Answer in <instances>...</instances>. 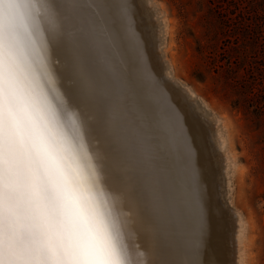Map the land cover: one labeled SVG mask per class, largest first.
Segmentation results:
<instances>
[{
  "label": "snow or ice",
  "instance_id": "6c2138e0",
  "mask_svg": "<svg viewBox=\"0 0 264 264\" xmlns=\"http://www.w3.org/2000/svg\"><path fill=\"white\" fill-rule=\"evenodd\" d=\"M133 23L129 0H0V264H203L194 139L144 55L121 65Z\"/></svg>",
  "mask_w": 264,
  "mask_h": 264
},
{
  "label": "rangeland",
  "instance_id": "374dc122",
  "mask_svg": "<svg viewBox=\"0 0 264 264\" xmlns=\"http://www.w3.org/2000/svg\"><path fill=\"white\" fill-rule=\"evenodd\" d=\"M129 2L134 23L119 49L125 70L142 53L165 79L179 122L188 127L190 112L204 131L215 217L205 242L217 264H264V0Z\"/></svg>",
  "mask_w": 264,
  "mask_h": 264
},
{
  "label": "bare ground",
  "instance_id": "6f19581e",
  "mask_svg": "<svg viewBox=\"0 0 264 264\" xmlns=\"http://www.w3.org/2000/svg\"><path fill=\"white\" fill-rule=\"evenodd\" d=\"M149 1V0H148ZM135 7V6H134ZM140 9V8H139ZM157 9V7H156ZM134 10V9H133ZM137 12V11H136ZM156 15V14H155ZM155 18V17H154ZM156 23V22H155ZM158 23V22H157ZM138 24V23H137ZM155 25V24H154ZM159 30V29H158ZM159 33V32H158ZM146 35V34H145ZM162 35V34H161ZM146 39V38H145ZM122 42V41H120ZM141 41H139L138 43H140ZM126 44V43H125ZM131 44V43H130ZM136 45V44H135ZM134 46V45H133ZM120 47H123V45L120 43ZM142 47V46H141ZM160 47V46H159ZM135 48V47H134ZM128 49V48H127ZM122 51V50H120ZM130 51V50H129ZM160 51V50H159ZM131 52V51H130ZM139 53V52H138ZM124 54V52H123ZM130 55V54H129ZM133 55V54H132ZM162 55V54H161ZM127 56V55H126ZM136 56V55H135ZM147 57V55H146ZM120 59V58H119ZM150 59V58H149ZM162 59V58H161ZM160 60V59H159ZM153 61V60H152ZM163 61V60H161ZM160 61V62H161ZM124 62V61H123ZM159 62V61H158ZM157 62V63H158ZM166 62V61H165ZM120 63L121 65L124 67V63H122V60H120ZM164 64V62H163ZM158 66V65H156ZM166 70V69H165ZM164 70V71H165ZM168 72V71H167ZM168 74V73H167ZM169 81V80H168ZM170 85V84H169ZM180 86V85H179ZM181 87V86H180ZM172 91V90H171ZM169 95V94H168ZM176 96V95H175ZM182 97V96H181ZM171 99V98H170ZM169 99V101H170ZM182 99V98H181ZM193 99V98H191ZM195 100V99H194ZM180 101V100H179ZM183 101V100H182ZM197 101V100H195ZM176 102H177V99H176ZM184 103V102H183ZM180 104V103H179ZM177 105V104H176ZM182 105V104H181ZM192 106V105H191ZM179 108V107H178ZM182 108H184L182 106ZM186 108H184L185 110ZM205 109V108H204ZM186 111V110H185ZM187 113V112H186ZM192 114V113H191ZM190 112L188 113V127H185L183 124H181L179 122V128L183 130V133L186 137H188L190 140L194 139V144H195V161H196V168H197V172H198V175H197V179L200 181L201 185L205 188V190L207 191V193H210L212 192V190L209 188L210 185H212L213 183V173H214V169L211 165V163L208 160V157H209V154H208V145L207 142L205 141V137H203V128L201 127V125H199L198 123H196L195 121V118L193 115H191ZM198 114V113H197ZM186 118V119H187ZM206 120V119H205ZM209 122V121H208ZM206 127V126H205ZM219 129V128H218ZM221 134V133H220ZM206 136V135H204ZM220 137V135H219ZM218 141V140H217ZM220 143V142H219ZM223 146V145H222ZM223 148V147H222ZM221 150V149H220ZM221 152V151H220ZM219 152V153H220ZM223 152V151H222ZM225 154V153H224ZM203 155V156H202ZM202 157H204V159H202ZM222 157V156H221ZM224 157V156H223ZM228 157V156H227ZM210 158V157H209ZM211 159V158H210ZM228 159V158H227ZM225 161V160H224ZM212 162V160H211ZM213 163V162H212ZM224 166V164L222 165ZM225 167V166H224ZM223 168V167H222ZM216 171V170H215ZM218 174V173H217ZM217 178V177H216ZM215 189V188H214ZM215 192V191H214ZM215 196V195H214ZM219 201V200H218ZM208 202V201H207ZM221 203V201H220ZM211 205V204H210ZM219 205V204H218ZM221 205V204H220ZM213 207V206H212ZM216 208V207H215ZM210 209V208H209ZM210 212V211H209ZM213 213V212H212ZM215 214V213H214ZM217 214V213H216ZM216 216V215H215ZM227 216V215H226ZM230 217V216H229ZM207 218H210L209 221L210 223H214L215 222V217L214 215H211V212H210V215L208 214V217ZM218 219V218H217ZM218 221V220H217ZM220 221V220H219ZM222 222V221H221ZM241 222V221H240ZM228 223V222H227ZM237 223V221H236ZM221 224V223H220ZM218 225V224H217ZM223 225V224H221ZM242 225V224H241ZM211 227H213L212 225H210ZM217 228V226H215ZM220 227V226H218ZM240 227V226H239ZM214 228V227H213ZM210 229L211 231L208 230V233L210 234V232L214 231V229ZM238 228V227H237ZM226 229V228H225ZM240 231V229H239ZM243 231V229H242ZM218 232V231H217ZM224 232V230H223ZM226 232V231H225ZM220 233V231H219ZM218 233V234H219ZM236 233V232H235ZM242 233V232H241ZM215 234V233H214ZM224 234V233H223ZM216 235V234H215ZM225 235V234H224ZM223 235V236H224ZM236 235V234H235ZM210 236V235H208ZM207 236V237H208ZM213 236V235H212ZM211 236V238H212ZM240 237H241V234H240ZM238 237V238H240ZM244 237V236H243ZM242 237V238H243ZM210 238V237H209ZM217 238V237H215ZM241 238V239H242ZM237 239V237H236ZM207 240V239H206ZM243 240V239H242ZM209 241V240H208ZM218 241V240H217ZM237 241V240H236ZM142 243V241H140ZM216 242V241H215ZM228 242V241H227ZM213 243H207V242H204V246H203V249L201 251V255H200V259L201 261L203 262V264H217V261L215 259V255L218 256L216 254V251L214 252V250H216L215 248H212ZM218 244V243H217ZM223 245V244H222ZM220 245V246H222ZM240 246L242 244H239ZM224 246H227L226 244H224ZM229 246V245H228ZM243 247V246H241ZM241 247H239L241 249ZM238 248V247H237ZM229 249V248H228ZM228 251V250H227ZM237 251V250H236ZM218 253V252H217ZM225 253V252H224ZM240 254L242 253V251L239 252ZM222 256V255H221ZM229 257V256H228ZM227 257V258H228ZM220 258V257H219ZM241 258V257H240ZM227 260V259H226ZM237 263V262H236ZM221 264V262H220ZM242 264V262H241Z\"/></svg>",
  "mask_w": 264,
  "mask_h": 264
},
{
  "label": "trees",
  "instance_id": "16d2710c",
  "mask_svg": "<svg viewBox=\"0 0 264 264\" xmlns=\"http://www.w3.org/2000/svg\"><path fill=\"white\" fill-rule=\"evenodd\" d=\"M263 6V5H262Z\"/></svg>",
  "mask_w": 264,
  "mask_h": 264
}]
</instances>
